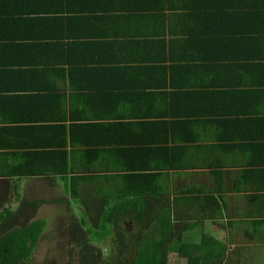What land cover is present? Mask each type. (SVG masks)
I'll return each instance as SVG.
<instances>
[{
  "label": "crops",
  "instance_id": "0c3cea01",
  "mask_svg": "<svg viewBox=\"0 0 264 264\" xmlns=\"http://www.w3.org/2000/svg\"><path fill=\"white\" fill-rule=\"evenodd\" d=\"M259 10L232 15L214 10L213 21L223 26L211 36L225 47L202 53L206 61L195 60L191 69L192 64L185 69L168 60L163 78L167 83L174 78L171 89L163 88L154 72L139 77L138 66L154 39L146 31L133 39L135 57L124 52L128 66L120 79L113 54L118 58L125 45L103 35L93 38L95 29L81 27L82 21L57 34L62 39L48 27L44 38L25 28L31 23L19 0H0V214L5 208L13 213L0 224L54 220L69 236L71 224L92 223L87 201L80 198L95 192L117 201L142 198L143 213L180 230L175 244L194 249V264H264V73H232L230 66L241 61L229 58L246 55L238 38L263 41ZM241 22L254 30L244 27L241 35ZM37 44L51 45L40 49L48 55L29 57L40 51ZM55 44L78 68L58 64L55 68L65 70L55 77L50 61ZM258 46L264 53V44ZM24 61H49L50 71L41 74L44 67ZM115 76L116 88L122 81L138 88L124 86L119 91L129 97L106 110V87H113ZM230 93L236 95L224 102ZM22 208L30 215L26 220ZM60 211L68 217L57 221ZM181 252H170L169 261L185 264L188 257Z\"/></svg>",
  "mask_w": 264,
  "mask_h": 264
},
{
  "label": "trees",
  "instance_id": "16d2710c",
  "mask_svg": "<svg viewBox=\"0 0 264 264\" xmlns=\"http://www.w3.org/2000/svg\"><path fill=\"white\" fill-rule=\"evenodd\" d=\"M23 4L24 20L27 24L25 28L30 27L29 32L42 33L46 38L48 27H53L57 34L64 31L66 28L73 30L82 21L81 27H93L91 30L93 38H102L107 40H117L120 45H125L124 49L119 50V57L113 54V63L118 78H124L123 73L128 66V60L124 57L129 55L135 57L132 45L133 39L139 37L142 30L146 31L150 36H154L150 42L151 50L145 62L138 66L142 72L156 73L158 81L163 80V88H174V78H170L169 83L165 82L166 68L163 64L169 60L170 62H178L185 64L183 67L187 69L190 65L196 66L194 61L201 60L205 62L206 55H201L204 52H210L213 47L224 48L222 44L216 43L213 40L214 31L220 30L213 18L217 15L213 12L217 10L219 14H239L244 11L257 10L260 8L262 13L261 24L264 26V0H260V4L256 0H19ZM236 1V4L234 3ZM229 2L231 4H225ZM74 15V17H72ZM208 21H211L208 23ZM110 23V24H108ZM222 24V23H220ZM250 25L255 23L250 22ZM77 25V26H76ZM80 27V26H79ZM241 35L244 32L246 24L241 22L237 25ZM112 28L106 35L103 30ZM253 31L254 28H247ZM246 29V30H247ZM26 30V29H25ZM23 29V33L26 32ZM103 31V32H101ZM212 31V32H211ZM244 32V33H243ZM253 34V33H248ZM216 37V36H215ZM228 39V38H226ZM241 43L245 44L247 49L246 55H231L233 61L240 60L239 63L230 66L232 73L243 71L244 74H249L251 77L258 73H264V64L260 58L264 59V53H259L256 49H261L258 45L264 44L261 40H256L252 36L240 37ZM139 41L135 44L138 45ZM31 46V43L28 44ZM105 43L93 42L94 46ZM52 46L51 63L54 68L58 64H70L72 69L78 68L79 62L71 59L65 60V52L63 47ZM35 49L51 48V45H35ZM223 50V49H221ZM43 50L31 52L29 57H43ZM260 51V50H259ZM216 53H221L216 51ZM48 55V53L46 54ZM84 57V55H82ZM109 57V55H108ZM75 58V57H74ZM103 62H107V58H102ZM27 64H40L44 67L41 74H47L50 70L47 69L48 62L39 61H24ZM119 62V63H118ZM200 62V61H199ZM201 63V62H200ZM56 64V65H55ZM168 66H173L169 63ZM50 68V67H49ZM240 69V70H237ZM65 69H51L55 77L62 76ZM114 71V70H113ZM60 72V73H59ZM153 73V75H154ZM75 75H79L75 73ZM72 76V75H71ZM95 76V75H93ZM236 78V77H235ZM116 76L110 80L111 85L106 88L110 90L105 96L106 110L118 107V103H122L126 93L119 90L123 87L137 89V83L120 82L122 87L116 88ZM152 87L155 85L152 84ZM117 90V91H116ZM116 93V94H115ZM200 93V92H199ZM173 96L174 92H169ZM236 94L230 93L229 96L222 98L228 103L229 99ZM93 141L95 139L91 138ZM95 196L84 197L87 205V217L91 223L86 226V231L80 229L78 224H71V236L69 244L75 246L79 250L82 264H178L177 261H169V253L179 249L187 255L186 264H194V249L185 247L181 242L175 244L174 237L178 235V231L173 224L159 222L158 218H151L148 213H143L144 205L142 198H110L103 197L100 192H95ZM32 203L23 200V203ZM96 202V203H95ZM140 204H139V203ZM37 203V202H35ZM34 204V203H33ZM98 204L99 207L94 208ZM134 209L135 212H132ZM132 209V210H131ZM6 211V212H5ZM10 208H5L0 214V220L5 218L10 219ZM128 216L132 221H143L146 224H131L132 233L127 234V230L119 224L122 218ZM152 219L150 222L149 220ZM85 220V219H84ZM43 219H32L28 224H0V231L4 232L0 236V264H19L21 260L28 261L33 253L37 239L42 233L44 227ZM86 225V224H85ZM146 229L144 233L143 230ZM142 230V231H141ZM108 236H113L117 243L115 247L117 252L115 257H103L100 254V249L96 248L91 241L100 242ZM67 244V243H66ZM71 251V250H70ZM131 251V252H130ZM179 255V254H178ZM72 256V255H71ZM180 256V255H179Z\"/></svg>",
  "mask_w": 264,
  "mask_h": 264
},
{
  "label": "rangeland",
  "instance_id": "374dc122",
  "mask_svg": "<svg viewBox=\"0 0 264 264\" xmlns=\"http://www.w3.org/2000/svg\"><path fill=\"white\" fill-rule=\"evenodd\" d=\"M63 189L64 187L62 186L59 190L61 195L64 194ZM23 208L21 210V215L23 220H26L30 217V215L27 213V210L25 211ZM62 212L63 211H60L58 213L55 212L56 214L54 216L55 220L57 219V221H59L60 220L59 217H61V221H62V217H66L68 215V212H64V215L62 216L61 215ZM47 215L49 216V213ZM29 221L30 220H28V223ZM28 223H24V224H28ZM119 224H122V227L127 230L128 235H130L129 233L133 232L131 228L132 226L130 224V219L128 218V216L122 218ZM139 224H143V221H140ZM17 225H23V224H17ZM46 225L47 227H45L43 235H41V237L39 238L37 245L35 246V249L30 256V259L28 261L21 260L19 264H82L78 248L73 245L71 246L68 243L69 242L68 240H70L71 233L69 232V236H68L67 234L68 231L66 230L65 231L66 236H64L63 231H60V228L63 224H55L54 220H51L50 224H46ZM78 225L80 227L79 230L83 229L85 231H86V226H89L88 224L86 225L78 224ZM143 231L145 233L146 229H144ZM51 233L54 234L51 235ZM3 234L4 232L0 231V236ZM113 239H114L113 236H108L105 239L101 240L100 242L91 241V243L94 246H96V248L100 249L101 256L115 257V254L117 252V248L115 247V244L117 242L115 241L116 239L115 240ZM170 262H175V261L172 260Z\"/></svg>",
  "mask_w": 264,
  "mask_h": 264
},
{
  "label": "clouds",
  "instance_id": "9594fccd",
  "mask_svg": "<svg viewBox=\"0 0 264 264\" xmlns=\"http://www.w3.org/2000/svg\"><path fill=\"white\" fill-rule=\"evenodd\" d=\"M71 233V232H70Z\"/></svg>",
  "mask_w": 264,
  "mask_h": 264
}]
</instances>
